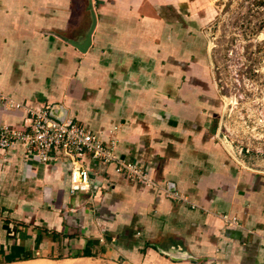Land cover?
Instances as JSON below:
<instances>
[{"label": "crops", "instance_id": "0c3cea01", "mask_svg": "<svg viewBox=\"0 0 264 264\" xmlns=\"http://www.w3.org/2000/svg\"><path fill=\"white\" fill-rule=\"evenodd\" d=\"M214 16L211 0H0V124H24L13 101L62 107L159 182L86 153L73 193L71 160L0 147V264H264V149L213 126Z\"/></svg>", "mask_w": 264, "mask_h": 264}, {"label": "rangeland", "instance_id": "374dc122", "mask_svg": "<svg viewBox=\"0 0 264 264\" xmlns=\"http://www.w3.org/2000/svg\"><path fill=\"white\" fill-rule=\"evenodd\" d=\"M211 3L215 16L205 32L217 91L213 126L230 131L237 150L264 149V0Z\"/></svg>", "mask_w": 264, "mask_h": 264}, {"label": "built area", "instance_id": "2783aa9c", "mask_svg": "<svg viewBox=\"0 0 264 264\" xmlns=\"http://www.w3.org/2000/svg\"><path fill=\"white\" fill-rule=\"evenodd\" d=\"M13 106H23L26 119L22 126L0 124V147L9 148L21 142L27 150L42 162L71 160V191H88L91 187V176L86 168L74 166L86 153L104 164H114L117 173L132 181L158 186L159 182L153 173L136 162L122 157L115 151V141L104 142L95 131L87 125L70 118L55 115L56 107L51 104L27 105L11 102ZM167 195L178 198L179 194L165 188ZM183 198V197H182ZM233 222H237L233 219Z\"/></svg>", "mask_w": 264, "mask_h": 264}, {"label": "water", "instance_id": "95a60500", "mask_svg": "<svg viewBox=\"0 0 264 264\" xmlns=\"http://www.w3.org/2000/svg\"><path fill=\"white\" fill-rule=\"evenodd\" d=\"M96 22H97V18H96V16H94V18H93V24H92V26L90 28V31L87 34V37H86L85 41L80 42V43L79 42L72 41L73 44L79 50H81L83 52H86L89 49V47H90V45L92 43V34H93L94 29H95ZM61 108L62 107H55L54 110H53V112H54L55 115L60 116V118H64L66 116V114H65V111L63 113H61Z\"/></svg>", "mask_w": 264, "mask_h": 264}, {"label": "flooded vegetation", "instance_id": "af4514ba", "mask_svg": "<svg viewBox=\"0 0 264 264\" xmlns=\"http://www.w3.org/2000/svg\"><path fill=\"white\" fill-rule=\"evenodd\" d=\"M213 21V20H212ZM212 21H210L208 24H210ZM208 24L206 25V26H208ZM209 57V56H208ZM210 61V60H209ZM208 64V63H207ZM207 71L210 73V71H209V65H207L206 66V73H207ZM193 72H194V70H193ZM215 92H216V95H217V91L216 90H214ZM214 114H215V112H214ZM213 117V119H214V116H212Z\"/></svg>", "mask_w": 264, "mask_h": 264}, {"label": "bare ground", "instance_id": "6f19581e", "mask_svg": "<svg viewBox=\"0 0 264 264\" xmlns=\"http://www.w3.org/2000/svg\"><path fill=\"white\" fill-rule=\"evenodd\" d=\"M32 256V255H31Z\"/></svg>", "mask_w": 264, "mask_h": 264}, {"label": "trees", "instance_id": "16d2710c", "mask_svg": "<svg viewBox=\"0 0 264 264\" xmlns=\"http://www.w3.org/2000/svg\"><path fill=\"white\" fill-rule=\"evenodd\" d=\"M217 96V95H216Z\"/></svg>", "mask_w": 264, "mask_h": 264}]
</instances>
